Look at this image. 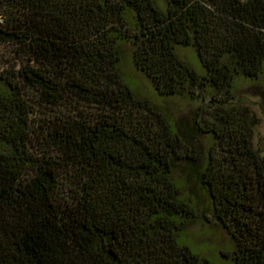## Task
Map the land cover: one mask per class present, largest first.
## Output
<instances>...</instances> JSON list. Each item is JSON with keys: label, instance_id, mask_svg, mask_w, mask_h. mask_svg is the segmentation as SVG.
Listing matches in <instances>:
<instances>
[{"label": "trees", "instance_id": "1", "mask_svg": "<svg viewBox=\"0 0 264 264\" xmlns=\"http://www.w3.org/2000/svg\"><path fill=\"white\" fill-rule=\"evenodd\" d=\"M164 1L0 0L20 60L0 90V264H210L178 244L189 179L231 241L223 264H264V155L231 96L262 72L264 0ZM124 44L191 120L131 94Z\"/></svg>", "mask_w": 264, "mask_h": 264}, {"label": "rangeland", "instance_id": "2", "mask_svg": "<svg viewBox=\"0 0 264 264\" xmlns=\"http://www.w3.org/2000/svg\"><path fill=\"white\" fill-rule=\"evenodd\" d=\"M152 1L158 10L165 11L164 0ZM120 50L122 54L116 68L123 84L135 98L148 101L162 112L169 122H174L175 126L180 118L191 120L192 112L198 104L192 105L184 99L158 95L147 78L134 68L129 47L124 44L120 46ZM176 52L181 61L196 74L203 73L193 49L178 47ZM19 66L20 60L14 54L13 48L9 45H0V90L6 87L5 80L11 81L13 72ZM231 96L234 106L242 112L246 124L252 131L254 144L263 151L264 155V64L257 79L237 81ZM190 123L191 121H188L189 125ZM199 138L206 149L209 145L208 140L204 137ZM184 186L183 191L193 204L194 219L186 226L184 234L178 238V244L187 247L198 258H207L205 260L210 264H223L232 249L231 241L224 230L210 217L205 191L190 179L184 182Z\"/></svg>", "mask_w": 264, "mask_h": 264}]
</instances>
